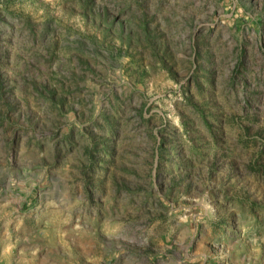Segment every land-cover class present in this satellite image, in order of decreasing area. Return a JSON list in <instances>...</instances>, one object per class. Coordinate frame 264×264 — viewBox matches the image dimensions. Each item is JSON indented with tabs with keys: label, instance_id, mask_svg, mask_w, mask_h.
I'll return each instance as SVG.
<instances>
[{
	"label": "rangeland",
	"instance_id": "rangeland-1",
	"mask_svg": "<svg viewBox=\"0 0 264 264\" xmlns=\"http://www.w3.org/2000/svg\"><path fill=\"white\" fill-rule=\"evenodd\" d=\"M0 264H264V0H0Z\"/></svg>",
	"mask_w": 264,
	"mask_h": 264
}]
</instances>
